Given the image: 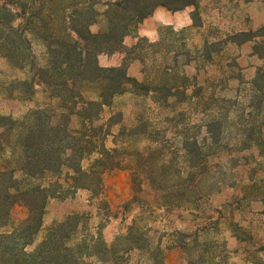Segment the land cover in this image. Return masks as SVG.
Returning <instances> with one entry per match:
<instances>
[{
    "label": "rangeland",
    "instance_id": "obj_1",
    "mask_svg": "<svg viewBox=\"0 0 264 264\" xmlns=\"http://www.w3.org/2000/svg\"><path fill=\"white\" fill-rule=\"evenodd\" d=\"M193 10L157 7L142 22L153 42L143 37L135 51L98 56L103 68L124 62L148 93L115 96L104 109V119L119 122L105 146L121 160L104 176L105 207L82 189L49 198L31 248L52 224L80 214V233H99L114 264H264V91L249 85L264 70V0H197L199 27ZM103 27L98 18L90 30ZM30 39L42 64L44 48ZM136 43L123 41L127 49ZM26 76L0 56L2 116L21 121L56 107L39 88L21 93L15 82ZM133 179L142 185L134 199ZM17 180L19 188L47 184ZM25 215L22 205L12 211L15 220Z\"/></svg>",
    "mask_w": 264,
    "mask_h": 264
},
{
    "label": "trees",
    "instance_id": "obj_2",
    "mask_svg": "<svg viewBox=\"0 0 264 264\" xmlns=\"http://www.w3.org/2000/svg\"><path fill=\"white\" fill-rule=\"evenodd\" d=\"M157 7L171 12L193 7L192 26L199 27L197 0H0L1 58L27 73L15 82L23 87L21 93L34 95L39 88L56 102L48 113L29 110L21 121L0 114V230L9 228L0 232V264H83L89 257L114 261L99 233L85 237L80 233V214L52 224L31 247L49 198H64L82 189L105 207L100 197L104 176L120 169L121 160L117 148L105 146L119 122L112 116L104 119V109L113 97L138 95L145 86L127 75L124 62L103 68L97 58L141 48L147 40L137 29ZM98 18L104 27L93 33L90 27ZM31 36L44 48L42 64L33 52ZM128 36L137 43L127 49L123 41ZM249 85L262 94L264 70ZM87 90H94V98H85ZM18 174L47 184L19 188ZM134 181L133 199L142 191ZM17 205L26 210L21 220L12 218Z\"/></svg>",
    "mask_w": 264,
    "mask_h": 264
},
{
    "label": "crops",
    "instance_id": "obj_3",
    "mask_svg": "<svg viewBox=\"0 0 264 264\" xmlns=\"http://www.w3.org/2000/svg\"><path fill=\"white\" fill-rule=\"evenodd\" d=\"M144 21H146V19ZM137 34L139 35V37H145V38L149 39L151 42H153L155 40V38H154L155 34H154L153 30L145 29L143 27L142 23L139 25V27L137 29Z\"/></svg>",
    "mask_w": 264,
    "mask_h": 264
}]
</instances>
